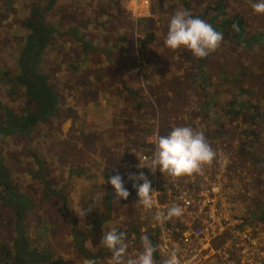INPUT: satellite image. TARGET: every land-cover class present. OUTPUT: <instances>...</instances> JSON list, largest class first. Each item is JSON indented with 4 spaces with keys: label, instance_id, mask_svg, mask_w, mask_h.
I'll list each match as a JSON object with an SVG mask.
<instances>
[{
    "label": "rangeland",
    "instance_id": "374dc122",
    "mask_svg": "<svg viewBox=\"0 0 264 264\" xmlns=\"http://www.w3.org/2000/svg\"><path fill=\"white\" fill-rule=\"evenodd\" d=\"M7 1L8 4L3 5L0 0V68L14 73L16 40L19 35L28 34L20 26L26 16V11H21L25 0ZM188 1L187 11L196 14L199 12L194 11L193 6L203 8L212 0ZM236 1L238 5L232 14L247 11L244 37L260 42L259 34L264 36V15L255 14L246 2ZM30 4L45 7L40 10V13L46 11L40 18L58 27V31L51 34L58 36V41L51 42L42 57L49 69L48 80L51 79L52 88L60 99L58 124L55 127L48 117L41 126L34 127L29 138L12 136L5 139L0 143V154L10 156H4V159L16 192L31 198V206L24 211L20 226L33 247L39 248L36 253L43 252L38 259L48 253L50 262L61 259L65 264H84V258L73 255L74 237L65 230L70 216L85 234L95 221H99L95 230L103 235L115 227L125 228L131 218L138 221L142 213L138 195L131 202L129 198L116 201L115 190L108 181L116 174L129 180L127 151L135 144L138 151L132 153L131 159L135 168L132 174L137 175L140 160L136 154L148 151L146 146L153 142L154 127L163 123L170 129L191 126L206 135L217 153L213 163L205 167L208 175L205 183L218 186V191H213L211 196L213 207L219 209L217 217L223 212L219 217L221 223L232 225L229 228L235 232H247L264 247V176L261 171L264 166V118L256 116L249 122L239 108H235L238 111L235 115L227 112L230 102L236 99L256 107L257 115L264 114V44L249 41L246 46L235 47L224 39L214 53L203 59L195 57L186 48H167L164 40L169 21L175 11L183 10L180 0H53L49 10H46L48 0H30ZM142 21L141 29L145 31L140 33L138 25ZM76 29L81 33L77 34ZM144 33L153 34V40L141 47L139 40ZM69 65H73L74 72L84 69L92 73L89 78L83 74L78 83L85 75L94 99H97L94 92L102 86L98 78L110 79L108 93L99 89L104 98H101V107L98 101L92 100L90 104V100L89 104L82 105L75 101L73 95L77 91L70 89L72 86L66 88L60 79L64 74L74 78ZM66 94H69L67 100ZM0 99L11 111L20 110L18 94L9 98L0 90ZM202 101L207 105L199 113ZM74 108L80 113L85 110V114L93 108L90 113L94 115L76 116ZM104 113L110 118L105 120L108 128L101 133L103 128L97 123L95 126L93 118L102 120ZM59 127V138L54 139ZM213 132L218 133L219 139L208 138L207 133ZM151 154L152 151L145 153ZM35 157L41 166L35 163ZM88 170L91 175L84 177ZM64 173L72 177L64 179ZM44 180L48 188L43 186ZM108 190L114 203L112 210L105 219H95V210L103 209L98 203L105 199ZM83 199L88 200L89 206L82 203ZM13 211V205H0V249L2 239L9 243L13 239ZM228 238V232L224 230L203 244V248L192 243L189 253L196 250L198 256L200 254V259L192 264H227L222 252L229 256L235 253L234 246L223 245ZM88 242L86 239L83 245ZM141 249L142 246L128 243L130 256H136ZM102 260L101 264H110L109 257L102 256ZM185 260L186 256L181 258V261ZM0 264L19 263L0 256Z\"/></svg>",
    "mask_w": 264,
    "mask_h": 264
},
{
    "label": "trees",
    "instance_id": "16d2710c",
    "mask_svg": "<svg viewBox=\"0 0 264 264\" xmlns=\"http://www.w3.org/2000/svg\"><path fill=\"white\" fill-rule=\"evenodd\" d=\"M240 1L246 2L247 7L251 11H253L251 7V2L247 0ZM229 2L234 3V5H228ZM52 3L53 0H48V7L46 10H49L52 7ZM6 4H8V1L3 0V5ZM180 4L183 10H188V0H180ZM210 5L212 7H209ZM237 5L238 1L236 0H212L210 4L205 5V7L203 8L199 7L198 5L193 6L197 9H195L194 11H198L199 13H193L192 16L194 18L198 17L210 23L216 31L223 33L224 39L229 41L231 45L235 47H242L243 45L246 46L249 41L254 44H264V36H262L261 34H259L260 42L253 38L247 40L244 37L245 30L247 28V25L244 22V14L247 11H244L243 13L234 12L232 14V12L236 10ZM21 6H23V9L21 8V11H26V16L22 21H20V26L23 30H27L28 34H23L22 36L19 35L18 38L16 37L17 40L15 47H17L18 49L16 51L15 60L13 59L14 73L8 72V70L0 68L1 93H4L9 98H14V96L18 94L20 100V110L18 112L11 111L9 105L6 104V102H1L0 99V143L12 136H16L20 139L29 138V135L32 132L34 126L41 124V122H43L50 115H52L54 109L56 108V105L58 107L57 111L59 112L60 110V99L56 98L55 90L52 88L51 79L48 80V77H50V75L47 71H49V69H47L44 63L45 61H43L42 59L48 45L54 40L58 41V36L51 35L53 31H58V27L55 26L54 23L53 25H51V23L47 24L44 19L40 18L44 14V12H46L44 11L43 13H40V10H45V7L41 8L35 6V4H30V0H28V2H26L25 0L24 2H22ZM0 9L2 8L0 7ZM142 24L143 21L141 24L138 25L140 33L145 31L141 29ZM234 25L237 27H234ZM67 32H65V34H67ZM75 32L77 34L81 33V31L77 29L75 30ZM71 36L77 39L76 36H73L72 34ZM152 40L153 34L144 33L141 39L139 40V45L142 47L146 43H150ZM84 48L88 49L89 47L84 46ZM72 67L73 65H69L70 73L74 77L73 79H71L68 74L60 76V79L65 82L64 86L66 88H70L68 86H72V88L70 89L76 90L77 93H80L81 87L88 90L89 81H86L85 79L89 78L92 73H87L84 71V69L82 70V72L79 70H76L74 72L72 70ZM83 74L86 75V78L84 75L83 81L81 83H78L79 80L82 78ZM88 97L89 100L86 102V104H89L88 102L90 100L91 104L93 98L90 94L88 95ZM206 103L207 102L205 101L201 102L200 109L198 111L199 113H201L200 111L202 110V108L206 109ZM235 108H239L241 111L243 110L249 122H251L256 116L258 118H264V114L260 116L257 115L256 107H252L248 101L238 102L235 99L234 101L230 102L229 110L227 112H229L230 115H235V113H238V111H235ZM252 109L253 111L251 112ZM248 113L252 114L249 115ZM156 125V131L158 130L159 133L162 135H167L171 131L169 126L164 125V123ZM207 135L208 138H214L215 136V138L219 139V137H216L218 136V133L216 132H213L212 134L207 133ZM244 135L247 136L246 134ZM152 146L153 145L148 144L146 146L148 148V151H143L145 153L151 152L153 149ZM135 148H137L136 144L135 147L134 145L132 147H129L127 151V155L131 163L133 162L131 156ZM142 148L143 147H141V149ZM4 156L10 158V156L8 155L0 154V205L14 206L13 233L16 234V237H12L13 239L10 243L4 242L6 239H2L4 241L1 242L0 256L5 257L7 260H10L12 262H18L19 264H39L42 262L43 264H65L61 262V259H58V261L53 260L50 262L48 259V256H50V254L48 253L43 255L45 258L43 257L42 259H38V257L42 256L41 253L43 254V252L39 251L40 253H36V250L39 248H36L35 246L33 247V244H31L28 237L25 235V231L20 226L21 216L23 215L22 213L24 212V208L28 209V207L31 206V198L26 194H20L16 192V187L11 181L12 175L11 172L8 171ZM34 160L36 164L41 166L40 162L36 157L34 158ZM128 171L131 172L130 174L134 173V169L132 168H129ZM163 175L164 173L158 171L159 177ZM160 182L161 180H158L159 187H161ZM124 183L125 187L130 192L129 201L131 202L133 201V198L138 195L137 190L133 187V183L130 180H124ZM43 186L45 188H48L47 182L45 180L43 182ZM108 195L105 196V199H103L101 203H98V206L103 207V209L95 210V219H105L106 214L112 210L111 205H114V203L111 202V199L109 198L110 195ZM87 201V199H83L82 203L84 205L89 206ZM62 208H64V211L66 213L65 207L63 205ZM67 219L68 226H65V230H67L70 235L75 236L73 238V243L75 242V250L73 252V255L77 254L79 257L84 258V260L95 259L99 261L100 264L101 262L103 263L102 256L110 258V251L104 246H102L103 244L101 243L103 233H101V231L99 230H95L96 223L99 221H95L90 230H85L88 233L85 234L83 231H81L83 230L81 229V226L79 227V225L76 224V220L72 219L71 216ZM128 222L129 224H127L128 226H125V228H115L119 231H124L127 234L131 232L134 235L135 241L137 243H142L141 237L143 235H148L153 245L155 246V239L153 236H151L149 233H140L136 218H131V221L128 220ZM86 239H88L89 242L88 244L83 245ZM40 249H42L43 251V246ZM25 256H27V260L24 258ZM158 258L159 256L157 255V253H155V260L159 261Z\"/></svg>",
    "mask_w": 264,
    "mask_h": 264
},
{
    "label": "clouds",
    "instance_id": "9594fccd",
    "mask_svg": "<svg viewBox=\"0 0 264 264\" xmlns=\"http://www.w3.org/2000/svg\"><path fill=\"white\" fill-rule=\"evenodd\" d=\"M257 15H264V0H256L251 5ZM234 27H237L234 25ZM224 40V35L216 31L213 26L203 19L193 17L189 11L177 10L172 15L164 44L171 50L186 48L197 58H207L214 53ZM154 151L151 156L136 154L140 160L139 168H148L152 172L159 170L173 178H181L202 174L204 168L211 165L217 153L208 143L204 133L191 126H176L167 135L157 130L152 137ZM129 180L135 181L139 197V205L145 209H152L156 203L157 192L153 190L151 181L140 172L139 175L129 174ZM108 183L115 190L116 201L127 200L130 192L125 187L120 174L110 178ZM183 208L172 205L166 213L157 212L154 219L158 222L180 218ZM128 234L113 228L106 232L101 243L110 253V264H157L155 253L157 247L153 245L148 235L141 237L142 250L136 256L128 255ZM84 264H100L95 259H86ZM162 264H179L175 251L169 253Z\"/></svg>",
    "mask_w": 264,
    "mask_h": 264
},
{
    "label": "built area",
    "instance_id": "2783aa9c",
    "mask_svg": "<svg viewBox=\"0 0 264 264\" xmlns=\"http://www.w3.org/2000/svg\"><path fill=\"white\" fill-rule=\"evenodd\" d=\"M151 144H153V153L154 143ZM140 155L147 156L145 153ZM142 170L151 181L152 188L157 192V195L156 203L152 209H145L139 205L142 212L141 217L138 218L142 224L139 231L142 234L149 233L154 239L156 238L155 246L160 255L159 264H162V261L172 251L176 252L179 264L195 263L197 259H200V254L198 256L196 250L189 253L192 243H196L201 248L204 246L203 244L209 243L224 230H227L229 238L223 245L226 247L234 246L235 251L233 256L222 252L226 256L227 264H264V247L247 232H235V229L229 228L233 227L232 225L221 223L219 217L223 212H219L217 217L218 208L213 207V197L211 196L214 195L212 194L213 191H218V186L214 187V184L210 183V186V184L205 183L208 177L205 168L202 174L193 176L181 178H173L169 175L162 176L161 187L158 186L159 170L155 172L148 168ZM182 182L184 184H181ZM193 182H196V185ZM172 205H179L183 208V215L180 218L163 222L154 219L157 212L166 213ZM226 214L227 209L224 211V216ZM185 256L187 260L181 261V258Z\"/></svg>",
    "mask_w": 264,
    "mask_h": 264
},
{
    "label": "crops",
    "instance_id": "0c3cea01",
    "mask_svg": "<svg viewBox=\"0 0 264 264\" xmlns=\"http://www.w3.org/2000/svg\"><path fill=\"white\" fill-rule=\"evenodd\" d=\"M257 39V38H256ZM96 71H97V69H96ZM111 74V73H110ZM114 75V74H113ZM90 77H92V74L90 75ZM98 79H100V82L102 83V86L101 85H99L98 86V89L94 92L95 93V95L97 96V99H94V96L92 97L93 98V100H94V102H96V101H98V104H99V106H100V104H101V101H102V99H104L103 98V96H102V94H100V88L101 89H105V91L108 93V91H107V87H108V85H110V79L109 78H105V79H103V78H98ZM110 89H111V87H109ZM115 91V85L113 84V87H112V92H114ZM107 93H105V95L104 96H107ZM90 93H89V91L87 90V89H85V88H83V87H81V91H80V93H74V95H73V98L75 99V101L77 102V103H79V104H81L82 105V103H86L88 100H89V97H88V95H89ZM127 94V93H126ZM69 94H66V100H67V96H68ZM116 96H117V93H116ZM56 98L58 99L59 98V95L57 94L56 95ZM102 98V99H101ZM113 98H114V95H113ZM132 99H133V97H132ZM97 103V102H96ZM62 106V105H61ZM81 108H82V106H80ZM101 107V106H100ZM109 107H111L110 106V103H109ZM57 105H56V108L54 109V112H53V114L52 115H50L49 116V118H50V121H52V123H54L55 124V127H56V125L58 124V120H57V118H56V116H57ZM59 108H61V107H59ZM80 108V109H81ZM76 108H74V110H75ZM93 108H91L90 109V112H92L93 113ZM85 111V110H84ZM84 111L82 112V113H80V111L78 110V109H76V112L77 113H74V115H76V116H79V115H82V114H84L85 116H87L88 114L90 115H94V114H92V113H90V112H88L87 114H85L84 113ZM110 114V113H109ZM110 118V116L107 114V113H104V119H100L99 120V118H97L96 116L93 118V120H95V126H96V123L97 124H99L103 129H102V131H101V133H104L105 131H106V128H108L106 125H108L106 122H105V120H108ZM40 126H41V124H39ZM39 125H36V126H34L35 128L36 127H38ZM51 127H52V124H51ZM96 128H100V127H96ZM96 128H95V130H96ZM156 128H157V125L154 127V130H153V133L155 132V130H156ZM34 129V128H33ZM53 131V129L50 131V132H52ZM97 131V130H96ZM58 135L57 136H54L53 138L54 139H56V138H59V133H60V127H59V132H56ZM96 134H98V133H96ZM155 134V133H154ZM120 142V139H119V141H118V143ZM129 147H132V146H129ZM128 147V148H129ZM142 147V146H141ZM139 148V147H138ZM137 151V149L135 148L134 149V151ZM92 163H95V161L94 160H90ZM133 161V160H132ZM134 164H133V162L131 163L130 162V159H129V157H128V170H129V168H132V169H135L134 167ZM37 171L38 172H40L38 169H37ZM262 171V175L264 176V166H263V169L261 170ZM75 172V171H74ZM129 172V171H128ZM91 174L89 173V170H88V172L84 175V177L85 176H90ZM165 175H168V174H165L164 173V175L163 176H165ZM255 177H259V176H256V175H254ZM67 177H72V175L70 176V175H68V174H66V173H64V175H63V178L64 179H66ZM162 181V180H161ZM181 184H184V182H182ZM188 185V184H187ZM189 186V185H188ZM87 203H88V201H87ZM89 205V204H88ZM29 208V207H28ZM25 210H27V208H24V211ZM24 213V212H23ZM22 213V214H23ZM23 216V215H22ZM22 216H21V219H22ZM20 224H21V221H20ZM44 229H46V226H44L43 227ZM23 229V228H22ZM24 230V229H23ZM13 237H16V234H14L13 235ZM69 237H71V236H69ZM73 237H75V236H73ZM66 238V240H67V238L68 237H65ZM71 239H72V237H71ZM26 259V258H25ZM28 259V258H27ZM26 259V260H27Z\"/></svg>",
    "mask_w": 264,
    "mask_h": 264
},
{
    "label": "flooded vegetation",
    "instance_id": "af4514ba",
    "mask_svg": "<svg viewBox=\"0 0 264 264\" xmlns=\"http://www.w3.org/2000/svg\"><path fill=\"white\" fill-rule=\"evenodd\" d=\"M143 171V173H144V170H139L138 172H142ZM138 227L140 228V224L138 223ZM128 243H131L132 245H136V246H142V243H137L136 241H135V238H134V235L131 233V232H129L128 233ZM142 250V249H141ZM141 250H139V252L141 251ZM157 254H158V256L160 257V255H159V253H158V251H157ZM138 255V254H137Z\"/></svg>",
    "mask_w": 264,
    "mask_h": 264
}]
</instances>
